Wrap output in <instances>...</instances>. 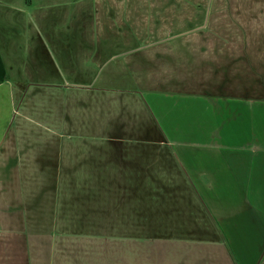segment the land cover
<instances>
[{"label":"rangeland","instance_id":"374dc122","mask_svg":"<svg viewBox=\"0 0 264 264\" xmlns=\"http://www.w3.org/2000/svg\"><path fill=\"white\" fill-rule=\"evenodd\" d=\"M91 2L89 34L93 49L73 50L75 66L82 67L80 64L83 63L90 67V71L83 76L75 72V79L70 77L68 84L60 82L62 85L55 91L42 88L37 107L40 112H46L51 98L53 104H59L60 111L62 102L68 103L70 125L79 133L68 136L67 141L75 145L87 143L121 147L124 166L121 174L130 176L123 178L129 181L127 185L123 184L125 189L117 204L123 228L119 221L117 223L120 224H113L109 215L106 219L98 209L91 214L99 217L101 224L97 229L72 223L65 230L60 228L51 232V236L40 237L41 243L35 245L32 242L27 248L29 261H34L30 264H240L234 250L237 247H248L252 256H257L251 264H264L262 239L261 244L252 240L254 246H247L235 235V232H240L239 226L236 227L239 231L230 234L214 215L215 209L226 211L244 205L264 209V148L254 150L248 147L252 145L248 144L251 139L252 143L264 145V135L258 137L259 141L251 137V132H255L258 125L264 127V117L260 120L258 114H254L255 104L251 105L250 111H244L239 103H235V143L238 148L248 144L244 146L248 150H238V156L233 160L231 154L226 155L225 152L221 161L207 159L210 150H205L201 152L205 157L203 167L202 162L195 163L199 167H191L181 160L176 146L186 140H191V146L202 147L205 141L214 144V132L213 135L208 133L210 118L200 120L204 132L195 135V123L199 120L193 121L191 113L185 117L184 111V107L194 103L189 104L187 98H179L178 101L165 96L171 91L182 95L206 94L209 91L207 95L212 96L210 92L214 88L202 86L204 91L201 92L202 89L193 84L201 81L203 75L206 77V71L216 68H203L202 65L207 61L214 63L217 57H221L210 54L212 46L222 50L218 47L227 41L234 48L235 54L230 56L233 68L239 69L235 77L243 74L246 78L248 67H242L243 63L247 64L246 60L238 58L243 52L239 46L244 39L236 36L238 32L232 25L239 20L236 18L238 13L241 16L248 13L245 17L250 18V23L264 27V5L259 6L260 1L257 0H220L226 6L218 5L219 0ZM103 10H109L111 14L104 17L106 13ZM186 11L188 20L192 16L194 20L199 19V23L192 22L194 20L185 23ZM213 16L225 19L217 22L218 28L223 25L229 29V34L235 35L233 39L210 37L213 34L207 33L210 32L208 22ZM201 21L207 26L206 31L196 29ZM110 24L119 29L108 32ZM79 40L80 36L76 34L74 48H78ZM189 50L203 51L193 55L187 53ZM246 55L257 69L258 75L251 74L249 79L255 89L253 92L257 94L264 86V50H250ZM219 64L223 62L220 60ZM82 83L84 85H80ZM241 90V87H235L236 93ZM34 91L35 88H30L27 93L25 102L28 108ZM260 111L264 114L263 107ZM219 115L216 121L221 130L224 123ZM44 125L45 121H42ZM220 133V143L226 138L230 140V134L225 137L223 132ZM209 162L218 164L214 174L210 172ZM228 163L235 169L240 163V171L228 168L218 172L221 165ZM81 171L84 174L82 169L75 172ZM48 173L46 168L38 170L39 177ZM110 205L115 207V202L108 200ZM102 208H105L104 202ZM261 213L264 214V210ZM260 222H264V215ZM233 240L238 242L237 247Z\"/></svg>","mask_w":264,"mask_h":264},{"label":"crops","instance_id":"0c3cea01","mask_svg":"<svg viewBox=\"0 0 264 264\" xmlns=\"http://www.w3.org/2000/svg\"><path fill=\"white\" fill-rule=\"evenodd\" d=\"M257 1H260L259 6L264 5L262 0ZM218 5L226 6L227 4L219 0ZM91 6V0H0V264L34 262L29 261L30 251L27 250L32 242L35 245L37 242L41 243L40 237L51 236V232L60 228L65 230L69 224L97 229V226L101 224L99 217L97 214L92 217L91 214L98 209L99 213L103 212L106 215V219L109 215V220L113 224L121 223V229L123 228L122 216L117 210V204L119 196L125 189L123 184L127 185L129 181L123 178L130 176L121 174L124 168L121 147L120 149L108 148L104 144L87 143L75 145L67 141L68 136L79 133L70 125L68 118L70 105L62 102L60 111L59 104L57 102L53 104V98H51L49 110H45L46 112H40L37 107L40 101L37 99L41 98L39 92L42 88H51L49 90L55 91L54 89L67 83L70 77L75 79V72L78 71L83 76V74L86 75V71H90V67L83 63L80 64L82 67L75 66L73 50L93 49L89 34ZM103 11L106 13L104 17L111 14L109 10ZM247 14L244 13L241 16L238 13L236 18L239 20L230 21L235 23L232 28L238 32L236 36L244 39L239 46V48L242 47L240 51L243 52L238 58L246 60L247 64H242L243 68L248 67V72L245 70L246 78L243 74L235 77L239 69L233 68L234 63L230 56L235 54L234 48L227 41L218 47L222 50H216L217 47L212 46L210 54L221 57H217L214 63L207 61L205 65H202L203 68L204 66H216V68L206 71L207 78L203 75L201 81L193 84L195 87H200L201 92L204 91L202 86L214 88V91L210 92L212 96L207 95L209 91L206 94L188 93L186 95L171 91L165 95L172 99L176 98L178 101L179 98H187L189 104L194 103L188 106L189 108L184 107V111H186L185 117L191 113L193 121L196 122L198 118L200 122L195 123L197 126L195 135L204 132L200 124L206 117L207 120L210 118L211 124L208 133L213 135L214 132L216 136L214 144L205 141L202 147L191 146V140H186L176 146L181 160L187 166L199 167L195 163L202 162L203 167L205 157L201 152L205 150H210L207 159L221 161L225 157V152L226 155L230 153L233 160L241 149L248 150L244 147L248 144H252L248 147L254 150L264 148V145L260 143H252V139L240 148L235 143V103H239L240 108L245 109L244 111H250L251 105L255 104L254 114H258L260 120L264 117L263 111H260V107L264 108V86L262 85V89L257 94L253 92L255 89L249 79L251 74L258 75L257 69L251 65L249 58L244 56L250 50H264L262 45L264 44L262 31L264 27L262 25L256 27L252 22L250 23V18L245 17ZM187 16L186 11L185 23L194 20L192 16H189L190 20H188ZM217 17L219 16L211 17L208 22L210 32L207 33L213 34L210 36L212 38L233 39L235 35L229 34V29L226 30L223 25L218 28L217 22L225 21V19L219 20ZM180 18H182L181 11ZM108 21L111 22V19L109 18ZM192 22L199 23V19ZM110 26L111 28L108 29L110 33L119 29L112 24ZM206 27L201 21L196 29L206 31L208 29ZM76 34L80 36L78 48L73 46ZM193 34H191L192 38ZM252 39L256 41H251ZM202 51L189 50L187 53L196 55ZM53 59L54 62H52ZM219 59L223 64H219ZM245 79L249 82H244ZM235 87H241L242 90L236 93ZM30 88H35V91L31 102H28L30 105L28 108L25 101ZM218 114L224 123L221 130L216 121ZM42 121H45L44 126ZM262 123L264 125V119ZM220 132H223L225 137L230 134V142L226 138V141L220 143L218 136ZM255 132H251V135L253 134L251 137L256 140L264 135V127L258 125ZM208 133L206 132L207 135ZM82 134L83 132L80 133ZM64 156L66 158L63 159ZM209 163L210 172L214 174V168L218 164ZM236 165L238 166L236 169L229 163L221 165L220 167L226 166V168L219 167L218 172L228 168L240 171L241 164ZM40 168H46L49 171L48 175L39 177ZM78 169H82L84 174L82 171L75 172ZM218 179L222 181L219 174ZM108 200L115 202V207L108 206ZM103 202L105 208H102ZM263 210L260 207L244 205L226 211L215 209L214 215L230 234H233L232 231H239L236 230L239 226L240 232H235V235L237 239L244 240L245 245L254 246L255 242L252 240L260 242V239L264 245V222H260L261 216L264 215L261 213ZM233 242L236 245L233 246L237 247L238 242L234 240ZM234 250L240 264H251L257 257L252 256V252L249 251L251 249L248 247L244 249L237 247Z\"/></svg>","mask_w":264,"mask_h":264}]
</instances>
